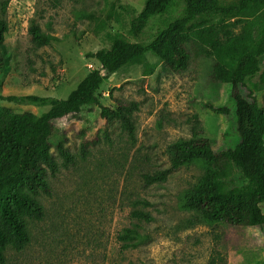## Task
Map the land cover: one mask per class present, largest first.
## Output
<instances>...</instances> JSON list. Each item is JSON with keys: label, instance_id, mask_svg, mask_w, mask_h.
<instances>
[{"label": "rangeland", "instance_id": "obj_1", "mask_svg": "<svg viewBox=\"0 0 264 264\" xmlns=\"http://www.w3.org/2000/svg\"><path fill=\"white\" fill-rule=\"evenodd\" d=\"M145 2L0 0V20L9 26L4 43L8 67L0 72V95L66 99L90 71L103 67L87 58L88 53L109 47L115 36L149 43L182 10L180 2L173 12L152 18L137 39L130 32L131 21ZM32 22L59 40L37 47L29 34ZM213 62L195 58L187 72L171 74L148 53L105 79L98 92L103 104H139L133 113L134 140L121 121L102 119L97 105L85 106L77 118L57 121L52 152L62 164L56 143L66 139L77 162L49 178L50 194L38 198L44 217L28 220L30 243L21 252L10 250L7 264H208L216 254L227 264H264V227L198 222L194 213L182 209L183 193L204 173L200 164L173 171L163 183H144L146 174L170 167L169 146L192 139L194 131L209 139L215 152L240 142L232 86L209 81ZM211 107H230L232 114ZM0 108L40 116L50 106L0 99ZM246 183L237 170L230 184ZM138 209L153 220L133 219ZM126 228H135L141 238L123 249L118 235Z\"/></svg>", "mask_w": 264, "mask_h": 264}, {"label": "trees", "instance_id": "obj_2", "mask_svg": "<svg viewBox=\"0 0 264 264\" xmlns=\"http://www.w3.org/2000/svg\"><path fill=\"white\" fill-rule=\"evenodd\" d=\"M180 2L181 12L149 43L115 36L109 47L88 53L87 58L103 67L90 71L66 99L0 95L1 100L16 104L50 106L40 116L0 108V264H7L10 250L21 252L30 243L28 220L43 219L44 208L38 198L50 194L49 178L61 167L70 168L77 162V156L65 145L66 139L56 143L62 164L52 152L57 121L77 118L85 106L97 105L102 119L121 121L130 137L136 138L133 113L139 104L119 100L112 108L101 102L98 92L105 79L148 53L171 74L187 72L195 58H213L209 81L232 86L240 142L215 152L209 139L194 131L192 139L169 146L170 167L146 174L145 186L165 182L183 166L200 164L204 173L183 193L182 209L194 213L198 222L264 227V0H146L131 21V34L140 38L152 18L173 12ZM8 30L7 22L0 20V72L8 67L4 48ZM29 34L37 47L59 40L34 22ZM254 79L249 86L247 82ZM211 108L228 117L232 114L230 107ZM86 152L87 143L83 142V159ZM237 170L247 183L232 187ZM132 218L138 222L153 220L141 209L134 210ZM140 238L135 228H126L118 235L123 249L136 246ZM208 264H227V260L216 254Z\"/></svg>", "mask_w": 264, "mask_h": 264}]
</instances>
